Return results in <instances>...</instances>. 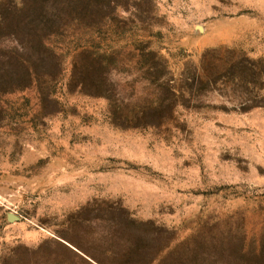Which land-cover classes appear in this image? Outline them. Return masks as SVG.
<instances>
[{
  "label": "rangeland",
  "instance_id": "374dc122",
  "mask_svg": "<svg viewBox=\"0 0 264 264\" xmlns=\"http://www.w3.org/2000/svg\"><path fill=\"white\" fill-rule=\"evenodd\" d=\"M91 1L0 0V264H264V0Z\"/></svg>",
  "mask_w": 264,
  "mask_h": 264
},
{
  "label": "trees",
  "instance_id": "16d2710c",
  "mask_svg": "<svg viewBox=\"0 0 264 264\" xmlns=\"http://www.w3.org/2000/svg\"><path fill=\"white\" fill-rule=\"evenodd\" d=\"M91 0H76V13L77 17L73 19V26L81 28L82 23H84V19L87 16V12L90 10L89 6L91 4ZM25 10V9H24ZM24 10L20 9L22 13ZM90 18V16H88ZM43 36L40 37L39 43H41L42 47L44 46ZM55 59H58L59 55L54 54ZM81 57H83V62L81 66V77H79L82 82L79 85L81 92H89L90 96L95 97H104L108 99L106 93V78H104V71L107 65L108 59L111 57V53H97L92 51L91 48H83L80 53H78ZM43 61V59H41ZM97 63V64H96ZM36 80V79H35ZM33 81V80H32ZM34 82V81H33ZM40 82L37 80L35 83ZM38 84V83H37ZM86 86V87H85ZM87 90V91H85Z\"/></svg>",
  "mask_w": 264,
  "mask_h": 264
}]
</instances>
